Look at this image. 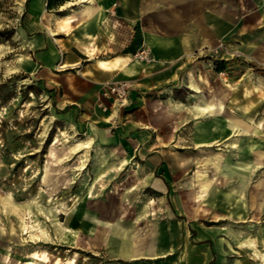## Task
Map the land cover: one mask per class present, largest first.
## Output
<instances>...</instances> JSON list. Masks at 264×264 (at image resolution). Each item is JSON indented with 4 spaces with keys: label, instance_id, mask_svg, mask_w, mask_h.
I'll return each mask as SVG.
<instances>
[{
    "label": "rangeland",
    "instance_id": "1",
    "mask_svg": "<svg viewBox=\"0 0 264 264\" xmlns=\"http://www.w3.org/2000/svg\"><path fill=\"white\" fill-rule=\"evenodd\" d=\"M154 4L164 5L162 0H143V6ZM68 5L64 10L47 9L49 16L43 20L56 22L69 8L77 7ZM173 7L180 9V1ZM249 9L247 0H239L237 47L230 39L217 41L184 68L174 70L165 94L157 87L152 95L155 99L167 96L170 107L179 112L182 102L187 105L202 98L214 102V97L224 110L197 114L190 108L189 119L174 125L171 139L156 141L159 156H134L128 169H123L117 166L119 156L108 150L116 143L97 138L77 124V114L63 104L81 99L83 110L92 106L88 97L73 90L75 70L59 62L37 70L29 39L40 24L29 22L28 0H0V264H43L44 260L47 264L72 260L74 264H177L186 257L191 264H264V68L245 58L241 36L244 25L253 20ZM70 26L71 22L65 31ZM144 49L146 53L138 57ZM135 56L141 64L155 61L151 47L143 41L132 52L131 57ZM188 71L204 89L200 93L193 90ZM156 77L161 80L165 75ZM113 81L128 82L126 97L104 93L103 85ZM133 82L105 81L100 95L119 106L126 102ZM228 113L248 121L250 129L231 123ZM213 123L221 136L198 141V131ZM79 141L87 143L76 145ZM215 152L222 153L231 168L247 171L248 180L236 189L223 178L196 200L193 172ZM145 162L156 176L167 179L166 191L144 184L128 191L136 179L132 169ZM162 164L166 166L158 168ZM90 187L93 195L86 197ZM101 202L118 206L119 219L109 222L122 223L124 232L131 234L135 226L147 223L156 229L164 239L157 255L130 259L112 242L88 245V237L98 230L94 221L96 204ZM133 216L139 219H130ZM222 225L241 230L243 240L253 243H234L220 229ZM72 231L80 237L75 245L61 238ZM202 250L205 257L200 260Z\"/></svg>",
    "mask_w": 264,
    "mask_h": 264
},
{
    "label": "crops",
    "instance_id": "2",
    "mask_svg": "<svg viewBox=\"0 0 264 264\" xmlns=\"http://www.w3.org/2000/svg\"><path fill=\"white\" fill-rule=\"evenodd\" d=\"M162 1L163 6L154 4L147 7L143 6V0H65L59 6L63 8L61 10L66 9L69 3L77 4V7L69 8V12L62 14L56 22L47 23L43 20L44 16H49L46 0H28L29 22L40 24L29 39L32 54L37 60V70L53 67L57 62L59 66H70L75 70L73 90L88 97L92 106L89 110H83L85 105L81 99L63 104L70 105V110L77 114V124L93 132L97 138L116 143L115 146H109L108 150L111 155L119 156L118 161L121 163H117V166L120 164L123 169H128L134 156L147 155L148 159L159 156L154 147L157 146L156 141L159 137L171 139L174 125H183L189 119L190 108L197 114L224 110L222 102L214 97V102L205 98L187 105L182 102L178 106L179 112L174 110V106L170 107L172 102L171 105L167 102V96L155 99L152 95L157 87H161L158 91L166 92V82L173 79L174 70L179 66L184 68L188 65L187 61L197 59L202 51L214 47L217 41L230 39L231 45L237 47L239 0H179L180 9L173 7L179 3L177 0ZM247 5L253 20L247 21L244 25L245 34L241 36L246 45L245 58L253 66L264 68V0H247ZM70 22V30L65 31L64 27ZM142 41L151 47L155 58L153 63L141 64L131 57ZM157 73L165 77L158 80ZM193 75L188 71L193 90L200 93L204 89L200 88L199 82H193L196 81L191 77ZM113 79L134 81L126 102L119 106L100 95V84ZM227 116L234 125L250 129V123L237 114L228 113ZM214 124H210L209 128L204 125L203 130H199L195 136L196 139L206 142L220 137ZM86 143L79 141L76 145ZM233 145L236 146L235 143L232 144L235 147ZM146 162L132 169L136 179L128 191L142 184L166 191L167 179L156 176L152 172L155 169L149 168ZM163 165L166 166L162 164L158 168ZM103 175L101 173L99 177ZM193 176L198 187L194 193L196 200L208 192L213 182L223 181V178L229 180L230 186L236 189L243 187L248 180L247 171L242 173L231 168L223 154L217 152L207 156L194 170ZM92 188H88L86 197L93 195V192L90 194ZM96 206L98 216L94 222L98 230L88 237V245L112 242L116 250L125 253L130 259L153 252L157 255L164 239L153 231L149 223L135 226L129 234L122 230V223L117 221L112 225L120 217L117 216L118 206L115 203L101 202ZM139 216L130 219L137 220ZM83 219L87 224L91 222L89 218ZM125 227L131 229L129 225ZM220 229L232 237L236 244L253 243L252 239L251 242L250 239L243 240L241 230L225 225ZM61 238L68 239L72 245L80 242L75 231ZM198 257L203 259L205 250L199 252ZM70 262L74 264V260ZM177 264H191V261L186 257Z\"/></svg>",
    "mask_w": 264,
    "mask_h": 264
},
{
    "label": "built area",
    "instance_id": "3",
    "mask_svg": "<svg viewBox=\"0 0 264 264\" xmlns=\"http://www.w3.org/2000/svg\"><path fill=\"white\" fill-rule=\"evenodd\" d=\"M146 53V50H142L139 54L136 55L138 57H143V54ZM104 93L107 95H114L116 98L126 97L128 93V82L127 81H113L111 83H105L104 85Z\"/></svg>",
    "mask_w": 264,
    "mask_h": 264
},
{
    "label": "trees",
    "instance_id": "4",
    "mask_svg": "<svg viewBox=\"0 0 264 264\" xmlns=\"http://www.w3.org/2000/svg\"><path fill=\"white\" fill-rule=\"evenodd\" d=\"M63 2H65V0H46V7L48 9H53L59 7Z\"/></svg>",
    "mask_w": 264,
    "mask_h": 264
},
{
    "label": "bare ground",
    "instance_id": "5",
    "mask_svg": "<svg viewBox=\"0 0 264 264\" xmlns=\"http://www.w3.org/2000/svg\"><path fill=\"white\" fill-rule=\"evenodd\" d=\"M135 61H139L140 62V60L138 59V58H136V56L135 57H132ZM27 228V227H26ZM26 232V231H25Z\"/></svg>",
    "mask_w": 264,
    "mask_h": 264
}]
</instances>
